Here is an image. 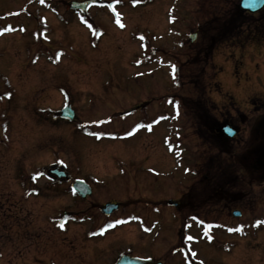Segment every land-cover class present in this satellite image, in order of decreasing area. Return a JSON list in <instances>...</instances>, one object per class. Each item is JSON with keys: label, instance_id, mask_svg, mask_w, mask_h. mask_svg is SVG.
Instances as JSON below:
<instances>
[{"label": "rangeland", "instance_id": "1", "mask_svg": "<svg viewBox=\"0 0 264 264\" xmlns=\"http://www.w3.org/2000/svg\"><path fill=\"white\" fill-rule=\"evenodd\" d=\"M69 1L83 0H0V209L12 206L11 218L0 213V264H114L125 254L163 264H264L261 200L252 214L261 223L230 236L220 235L224 222L244 219L220 218L206 233L202 223L217 215L195 223L181 213L176 223L167 206L190 170L185 150L200 157L208 136L200 108L182 111L176 98L197 97L188 94L191 75L208 85L209 58L193 57L201 51L203 59L202 47L240 0H99L85 15ZM225 38L213 46L220 92L210 98L250 111V99L264 94L255 66L263 54L223 47ZM144 100L154 103L120 114ZM66 104L77 121L60 119ZM57 165L91 187L86 200L44 176ZM108 202L120 208L106 217L99 209Z\"/></svg>", "mask_w": 264, "mask_h": 264}, {"label": "flooded vegetation", "instance_id": "2", "mask_svg": "<svg viewBox=\"0 0 264 264\" xmlns=\"http://www.w3.org/2000/svg\"><path fill=\"white\" fill-rule=\"evenodd\" d=\"M239 11L240 9L231 18L228 16L230 19L227 25L230 27L219 29L217 35L210 39L208 44L213 48L216 39L225 38V31L229 30L230 34L224 39L223 47H241L242 51L253 47V49H259L260 55L263 54L264 57V7L255 13ZM243 18L246 20L244 21ZM245 22H248L246 23L248 29H241ZM232 23L234 26H231ZM237 29L240 30L238 34H236ZM251 37H253V41H251ZM255 66L261 67V80L264 81V65ZM209 69L219 73V69L213 64V61L209 65ZM263 95L250 99L252 107L250 111L237 108L235 103L228 100L231 99L230 97L225 98L221 106L218 107L216 105L218 103L204 96V111L197 113V116L208 136L206 139L203 138L200 157L195 158L194 151L190 153L185 150L188 159L187 166L193 171L195 166L200 165L202 173H198V177H195L191 171H186L185 183H182L181 190L173 201L174 205L169 206L175 211L174 222L177 223L178 214L181 213L186 214L184 222L190 219V215L197 217L206 215L205 218L203 216L202 218L207 220V213H211L217 216L212 217L210 221L217 224L220 223V218L244 219L245 222L242 220L243 222L240 221V224L234 221L224 222V227L230 232L238 228H246L248 223L250 226L254 224L255 217L253 218L252 214L257 208V201L261 200L264 203ZM227 100L232 103V107H227ZM152 103L154 102L148 101L142 106L137 105V110L150 107ZM223 110H227L226 114ZM128 112L129 110L120 114L124 113L123 115H125ZM215 112L219 113V116H216ZM223 125L235 131L236 134L233 138H227L222 133ZM241 145L245 147V150L246 146H249L248 152H240L238 149ZM175 151L176 146H173V153ZM44 176L48 177L49 175L44 174ZM67 184L70 185V183ZM0 210L2 211L0 213L11 218L12 206ZM233 212L239 213L238 218L233 216ZM185 225L187 226V223ZM27 232L28 238L32 239L33 231L28 230Z\"/></svg>", "mask_w": 264, "mask_h": 264}, {"label": "water", "instance_id": "3", "mask_svg": "<svg viewBox=\"0 0 264 264\" xmlns=\"http://www.w3.org/2000/svg\"><path fill=\"white\" fill-rule=\"evenodd\" d=\"M95 3V1H84V2H72L70 3V8H76L79 9L82 13H85L87 8ZM240 8L249 13L256 12L260 10L264 6V0H241L240 1ZM195 38V35H191L190 39L193 41ZM61 116L64 119H68L72 121L74 119V113L71 111V109L66 106L61 111ZM221 131L223 134L227 135L228 137H233L235 134L234 131H231L226 126L221 127ZM51 174H54L57 178L62 179L64 178L66 181H69L70 177L66 175L63 171L59 170L58 168L49 170ZM72 190L77 192L81 197L85 198L87 195L90 194V188L83 182L79 180H75L72 185ZM171 203V202H170ZM115 209H117L116 204H106L104 208H102V212L105 215H109L112 213ZM116 264H161L159 262L154 263L150 260L146 259H139L129 256H121L120 259L116 262Z\"/></svg>", "mask_w": 264, "mask_h": 264}, {"label": "trees", "instance_id": "4", "mask_svg": "<svg viewBox=\"0 0 264 264\" xmlns=\"http://www.w3.org/2000/svg\"><path fill=\"white\" fill-rule=\"evenodd\" d=\"M204 50V53L203 54H205L206 53V51H207V49L205 50V49H203ZM198 55H201V51H199L198 52ZM199 57L197 56V59H198ZM199 60V59H198ZM192 84H193V86H194V89H195V91L198 93L199 91H198V89L199 88H202V86H201V84L200 83H194L193 81H192ZM200 90V89H199ZM194 102V101H193Z\"/></svg>", "mask_w": 264, "mask_h": 264}, {"label": "snow or ice", "instance_id": "5", "mask_svg": "<svg viewBox=\"0 0 264 264\" xmlns=\"http://www.w3.org/2000/svg\"><path fill=\"white\" fill-rule=\"evenodd\" d=\"M122 26V25H121Z\"/></svg>", "mask_w": 264, "mask_h": 264}]
</instances>
